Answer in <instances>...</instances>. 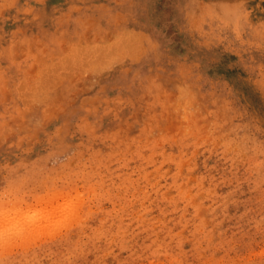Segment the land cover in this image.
Masks as SVG:
<instances>
[{"label":"rangeland","instance_id":"374dc122","mask_svg":"<svg viewBox=\"0 0 264 264\" xmlns=\"http://www.w3.org/2000/svg\"><path fill=\"white\" fill-rule=\"evenodd\" d=\"M0 264H264V0H0Z\"/></svg>","mask_w":264,"mask_h":264}]
</instances>
